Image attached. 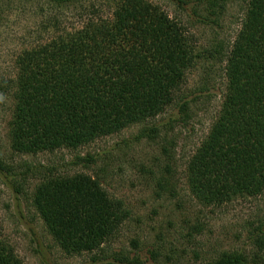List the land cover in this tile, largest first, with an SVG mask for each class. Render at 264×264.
<instances>
[{
	"label": "trees",
	"instance_id": "16d2710c",
	"mask_svg": "<svg viewBox=\"0 0 264 264\" xmlns=\"http://www.w3.org/2000/svg\"><path fill=\"white\" fill-rule=\"evenodd\" d=\"M39 1L63 8L78 0ZM184 1L177 4L182 7ZM112 2L110 18L93 9L80 27L18 55L12 149L28 155L75 150L146 124L176 105L199 60L225 56V100L187 166L188 185L197 202L212 206L264 195V0H246L242 28L227 55L224 47L199 50L184 27L155 4ZM196 2L206 20H214L228 0ZM48 23L58 26L56 19ZM148 130L140 138L157 132ZM6 170L0 155V172ZM33 205L67 255L100 249L130 216L121 201L86 175L48 178L37 187ZM253 241L259 253L253 259L235 252L214 264H262L264 230L255 231ZM256 257L261 262H253ZM115 262L147 264L131 257ZM0 264H24L5 241L1 225Z\"/></svg>",
	"mask_w": 264,
	"mask_h": 264
},
{
	"label": "rangeland",
	"instance_id": "374dc122",
	"mask_svg": "<svg viewBox=\"0 0 264 264\" xmlns=\"http://www.w3.org/2000/svg\"><path fill=\"white\" fill-rule=\"evenodd\" d=\"M112 1L78 0L55 8L39 0H0V155L8 172H0V225L5 241L24 264H118L115 259L120 262L129 257L147 264H214L224 254L235 252L253 259L259 255L254 232L264 230V195L205 205L192 196L187 178V166L209 136L225 100V56L199 60L176 105L146 124L75 150L28 155L12 149L18 55L80 27L93 9L110 18ZM146 1L184 27L199 50L224 47L225 55L247 11L246 0H228L218 19L206 20L196 0H185L182 7L177 0ZM82 6L86 12L80 10ZM46 19H56L58 26L47 25ZM150 128L157 132L140 138ZM76 175L97 180L111 198L124 204L130 216L100 249L67 255L49 233L33 197L48 178ZM260 255L264 257V250ZM255 261L261 262L259 257Z\"/></svg>",
	"mask_w": 264,
	"mask_h": 264
}]
</instances>
